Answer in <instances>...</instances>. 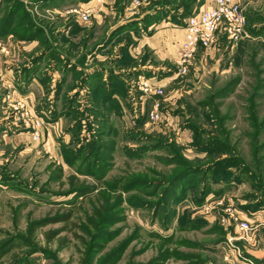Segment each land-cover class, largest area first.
<instances>
[{
  "label": "rangeland",
  "instance_id": "rangeland-1",
  "mask_svg": "<svg viewBox=\"0 0 264 264\" xmlns=\"http://www.w3.org/2000/svg\"><path fill=\"white\" fill-rule=\"evenodd\" d=\"M20 1L44 35L0 34V64L15 79L0 83V264L253 258L247 247L264 226V0H237L247 36H220L185 74L164 25L182 28L183 14L212 0H141L137 14L134 0H94L89 20L79 12L91 0ZM142 80L163 93L142 101ZM21 97L45 122L37 140L13 124Z\"/></svg>",
  "mask_w": 264,
  "mask_h": 264
},
{
  "label": "built area",
  "instance_id": "built-area-1",
  "mask_svg": "<svg viewBox=\"0 0 264 264\" xmlns=\"http://www.w3.org/2000/svg\"><path fill=\"white\" fill-rule=\"evenodd\" d=\"M102 2L103 0H97ZM94 0L89 2L92 4ZM141 0H134L129 8L132 14L139 13ZM93 5L87 9L81 10L79 13L84 20H89ZM185 38L181 42L177 53V65L179 73H187L192 66L198 52L200 50L211 48L218 42L220 36L225 37L228 42L236 44L247 36L246 18L244 11L237 0H213V3L202 8L198 12L190 15L185 20ZM6 50L5 46L2 51ZM8 52V50H6ZM0 83L8 88L13 89V82L8 77L6 71L0 64ZM141 100H147L154 94H162L161 86L150 82L149 80L141 81ZM31 95V94H30ZM11 94L8 95V98ZM31 98L30 96H28ZM12 106L15 113L13 124H19V127L32 130L34 139H39L45 122L42 117H39L32 107L31 102L26 97H21L18 100L12 99ZM10 101V102H11ZM156 106H159L157 103ZM154 116V113L152 114ZM157 116V114H156ZM19 130L21 128H18ZM229 211L231 208H228ZM232 221L242 231V238L251 239V231L253 227L244 220L240 215L231 213ZM243 264H258L253 258H245Z\"/></svg>",
  "mask_w": 264,
  "mask_h": 264
},
{
  "label": "trees",
  "instance_id": "trees-1",
  "mask_svg": "<svg viewBox=\"0 0 264 264\" xmlns=\"http://www.w3.org/2000/svg\"><path fill=\"white\" fill-rule=\"evenodd\" d=\"M46 1H49V0H46ZM128 1L129 0H126V2ZM173 1L175 4L176 0H173ZM170 2H171L170 0H163L164 4L162 7H165L167 4L171 5ZM6 4L8 7L6 10L7 12L5 11V13L0 16V34L6 36L8 34L14 33L22 39H36L44 35L43 30L39 28L38 26H36L34 21L30 18V14L25 10L24 4L20 0H6ZM165 11L166 10H164L163 8L162 10L156 12L157 17H159L161 13H165ZM189 16H185V14L181 16L182 19H184V23H185L186 18H188ZM154 17H155L154 15H150V13H146L141 19V22L145 27H148L150 24L154 22V19H155ZM174 21H176V17ZM137 23L138 21H134V22L129 23L128 26H135ZM122 28H124V26L120 27V29ZM189 171H191V168L183 171L182 173H180V175H178L171 181L169 188L165 190L167 195L172 194L173 192L172 186L175 185L176 179L178 180L181 177L187 175ZM132 183L133 184L139 183V184L144 185L150 182L147 179H140V180H135Z\"/></svg>",
  "mask_w": 264,
  "mask_h": 264
},
{
  "label": "crops",
  "instance_id": "crops-1",
  "mask_svg": "<svg viewBox=\"0 0 264 264\" xmlns=\"http://www.w3.org/2000/svg\"><path fill=\"white\" fill-rule=\"evenodd\" d=\"M212 3H213V0H212ZM1 15H2V11L0 9V16ZM168 25H170V24H168ZM168 25H164V26H166V28H164V30L162 32L164 34V36L165 35L167 36L166 39H164L162 41L163 46H166L167 50L168 49L172 50L171 52L175 54L174 58L177 59V53H178L179 46L185 38V33H186L185 25H183L182 28H176V29H173V28L169 29V28H167V27H169ZM166 29H169V30H166ZM174 41H175V44L173 43ZM177 41H179V43H178L179 45L177 47V52H176V42ZM9 75L10 76H8V77L12 81H14L15 80L14 76L11 73H9ZM32 80L35 81L36 77L32 76ZM263 213H264V211H262L261 213H259L257 215V219L259 218V221H261V219L263 218V215H264ZM253 237H254V240L247 247V252L251 257L256 259L258 263L264 264V226L261 225L260 223L255 227V229L253 231Z\"/></svg>",
  "mask_w": 264,
  "mask_h": 264
}]
</instances>
